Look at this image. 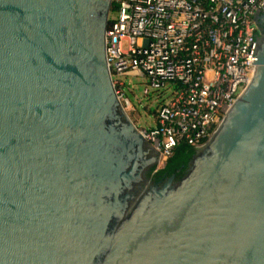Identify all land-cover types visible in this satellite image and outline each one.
Masks as SVG:
<instances>
[{
    "label": "water",
    "instance_id": "obj_1",
    "mask_svg": "<svg viewBox=\"0 0 264 264\" xmlns=\"http://www.w3.org/2000/svg\"><path fill=\"white\" fill-rule=\"evenodd\" d=\"M113 0H0V264H264V14L253 80L186 174L113 85Z\"/></svg>",
    "mask_w": 264,
    "mask_h": 264
},
{
    "label": "built area",
    "instance_id": "obj_2",
    "mask_svg": "<svg viewBox=\"0 0 264 264\" xmlns=\"http://www.w3.org/2000/svg\"><path fill=\"white\" fill-rule=\"evenodd\" d=\"M264 0H113L106 59L118 98L131 107L126 78H145L170 96L156 125L139 129L161 156L204 147L253 80ZM132 81V80H131Z\"/></svg>",
    "mask_w": 264,
    "mask_h": 264
},
{
    "label": "rangeland",
    "instance_id": "obj_3",
    "mask_svg": "<svg viewBox=\"0 0 264 264\" xmlns=\"http://www.w3.org/2000/svg\"><path fill=\"white\" fill-rule=\"evenodd\" d=\"M110 17H114V13H111ZM125 80L128 85L125 92L131 103L130 108L126 107L127 114L139 129L155 127L156 111L164 99L170 96L171 92L165 95L150 90V94L147 96L144 93L148 87L145 78H126Z\"/></svg>",
    "mask_w": 264,
    "mask_h": 264
},
{
    "label": "flooded vegetation",
    "instance_id": "obj_4",
    "mask_svg": "<svg viewBox=\"0 0 264 264\" xmlns=\"http://www.w3.org/2000/svg\"><path fill=\"white\" fill-rule=\"evenodd\" d=\"M191 151H193V153L191 155V157H192L196 150L191 148ZM189 153H190V151L186 152L185 154H189ZM191 157L189 158V160L191 159ZM189 160L187 161L186 164L183 162V160H181V161L179 160L176 164L172 165L167 170H166V168H167L166 162L167 161L165 163L160 162L156 167L152 168L149 171L148 177L151 178V180L153 182H155L156 184L162 183V182L166 181L167 179H170L171 177H175L176 180H179L181 177H183L186 174V172L188 170Z\"/></svg>",
    "mask_w": 264,
    "mask_h": 264
},
{
    "label": "trees",
    "instance_id": "obj_5",
    "mask_svg": "<svg viewBox=\"0 0 264 264\" xmlns=\"http://www.w3.org/2000/svg\"><path fill=\"white\" fill-rule=\"evenodd\" d=\"M189 154H185L186 152H189ZM193 151H191V147H188L186 145H182L180 146L174 153V155L167 160L166 164H167V168H170L172 165L176 164L179 160H183V162L186 164L187 161L189 160V158L191 157ZM183 159H182V158ZM181 158V159H180Z\"/></svg>",
    "mask_w": 264,
    "mask_h": 264
}]
</instances>
